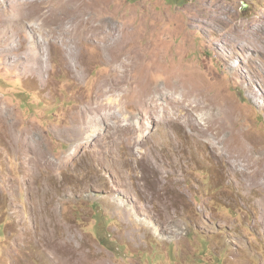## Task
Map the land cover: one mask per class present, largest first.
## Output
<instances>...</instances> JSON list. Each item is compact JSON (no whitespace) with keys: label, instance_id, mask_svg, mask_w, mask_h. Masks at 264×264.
<instances>
[{"label":"rangeland","instance_id":"obj_1","mask_svg":"<svg viewBox=\"0 0 264 264\" xmlns=\"http://www.w3.org/2000/svg\"><path fill=\"white\" fill-rule=\"evenodd\" d=\"M84 3L117 41H50L43 73L0 22V264H264V185L226 168L242 149L264 166V0ZM120 95L125 132L95 106ZM179 101L216 115L223 144L201 139L223 157L170 127Z\"/></svg>","mask_w":264,"mask_h":264},{"label":"bare ground","instance_id":"obj_2","mask_svg":"<svg viewBox=\"0 0 264 264\" xmlns=\"http://www.w3.org/2000/svg\"><path fill=\"white\" fill-rule=\"evenodd\" d=\"M8 1L9 0H3V2H0V22L4 26V32L11 35L12 28H14L15 30L25 29L27 31H30L31 48H37L40 53L36 51L37 54L30 53L28 57H30L29 61L33 63V65H40V73H43L46 69V65L41 58V53L46 50L44 46L50 41H60L68 48V51L70 50V56L74 57H78L79 53H82V49L80 47V45H82L80 43V40L82 39H92V41H90L89 43L103 44L104 47H107L111 42L117 41L118 30L116 27H110V31H107L106 28L108 25L104 21L100 23H93L94 21H92V23L87 24H85L83 21V17L87 16L88 12L92 10V8H96V5L100 2L89 6V10L87 8V5L84 3V0H11V3L17 6L19 10L17 15L11 18L7 15L6 10L3 9L4 5L8 4ZM89 1L91 0H88V2ZM255 33L259 40L264 42V31H256ZM248 45L254 44L249 41ZM18 49L19 45L12 43L9 47L2 50V54L8 59L10 54L15 53L16 51H18ZM9 59L13 58L9 57ZM118 97L120 98L110 97V99L113 98L110 104L107 101L109 99L105 98V103L100 102L95 106H107L113 108L114 110H110L106 113V119L108 121L116 120V131L119 132L122 128V131L125 132L124 130L126 128H124L120 124L122 123V121L125 123L129 122V120L124 117L125 115H123V112L125 110L123 109V106L126 107V101L124 102V98L121 95ZM159 100L161 99H158L157 101ZM178 105L179 106L178 108H176V110H178L179 113H170V117L176 122L171 123L170 127H177L180 125L194 126V129H196L198 133V136L194 137L200 144L208 146V148H210L211 156L214 159L218 160L222 156L221 153L223 151L221 153L216 152L214 147L205 143L201 139V137H205L211 134L216 140L215 142L218 141L219 145L223 144L224 139L222 140L220 136L224 133L226 134V132L223 133V129L215 124L217 120L216 115L212 111L209 112L210 114L208 116L210 123L209 125L207 124L208 126H203L199 118H197L196 116L198 110L203 108L202 105L194 106V109L190 108V103L184 104L179 101ZM154 109L156 110L157 108ZM174 115H176L177 117L174 118ZM146 120H148L150 123H154L153 121H150L151 117L146 118ZM94 122H97V120H94L92 123ZM160 126L162 125L160 124ZM215 131H217L216 135L214 134ZM210 143L212 145V142ZM38 147L39 146H37L36 150L38 151L39 156H42L44 152H42ZM224 149H226V147ZM228 150L226 153H228ZM237 155L238 157L236 158L235 162L225 160L227 171L229 173H236L239 176H243L251 184L262 181V184L264 185V166L262 167V169L257 168V166L261 164L262 160L256 157L255 154L251 155V153H245V150L243 149ZM219 162L220 161H216L215 163L218 164ZM250 187L254 189L253 185H250ZM262 200H264V197Z\"/></svg>","mask_w":264,"mask_h":264},{"label":"water","instance_id":"obj_3","mask_svg":"<svg viewBox=\"0 0 264 264\" xmlns=\"http://www.w3.org/2000/svg\"><path fill=\"white\" fill-rule=\"evenodd\" d=\"M244 8H247L246 4H244Z\"/></svg>","mask_w":264,"mask_h":264}]
</instances>
